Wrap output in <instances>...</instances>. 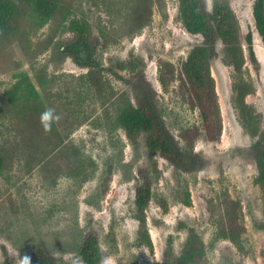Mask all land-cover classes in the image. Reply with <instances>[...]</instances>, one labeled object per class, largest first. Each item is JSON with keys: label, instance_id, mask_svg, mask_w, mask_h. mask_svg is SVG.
<instances>
[{"label": "rangeland", "instance_id": "374dc122", "mask_svg": "<svg viewBox=\"0 0 264 264\" xmlns=\"http://www.w3.org/2000/svg\"><path fill=\"white\" fill-rule=\"evenodd\" d=\"M204 1L211 9V0ZM58 2L52 18L23 5L18 28L0 32V154L10 149L13 156L0 167V264H20L25 256L35 264L33 249L41 240L58 264H87L79 255L87 234L98 239V264L104 257L110 264H170L168 256L183 250L191 227L204 241V264H264V187L255 182L254 148L264 132V42L254 23V0H230L240 22L244 75L252 83L244 96L248 109L233 99L232 68L218 40L210 65L219 135L197 137L196 168L159 153L151 160L144 135L132 141L119 122L128 100L139 106L149 95L180 144L184 129L201 128L199 110L179 80L160 81L163 62L179 70L189 50L202 42L185 28L180 0ZM141 14L148 17L139 27ZM73 18L90 23L104 67L102 89L63 50L74 38L67 28ZM249 33L256 64L248 52ZM48 109L59 119L45 131L40 116ZM146 179L153 188L146 209L152 249L138 243L135 209L136 188ZM222 193L238 205L244 224L235 241L218 230L219 207L212 204Z\"/></svg>", "mask_w": 264, "mask_h": 264}, {"label": "trees", "instance_id": "16d2710c", "mask_svg": "<svg viewBox=\"0 0 264 264\" xmlns=\"http://www.w3.org/2000/svg\"><path fill=\"white\" fill-rule=\"evenodd\" d=\"M211 4V9H208L204 0H180V18L185 28L191 33L200 34L202 42L189 50L179 70L172 63L163 62L160 71V81L163 85H168L175 79L179 80L180 89L188 102L199 110L201 128L192 126L184 129V143L180 144L165 128L149 95L144 96L139 106L128 100L119 115V122L132 141L144 135L151 160L159 153L178 166L196 168L200 163L195 153L197 137L202 132L206 139L217 140L218 120L221 115L210 61L217 53L218 40L223 44L224 61L232 68L233 99L239 101V106L244 112L248 109L244 96L252 90V83L244 75L247 67L240 38V22L230 0H211ZM23 5L35 6L48 18H52L60 9L58 0H0V32L11 33L18 28ZM147 17V14L139 15L136 25L140 27ZM253 17L255 27L264 42V0H254ZM65 18L66 15L62 21L66 20ZM67 28L73 32L74 38L63 46V50L72 56L78 65L88 68L90 82L102 89L105 82L102 74L104 67L97 58L96 46L91 42L90 23L85 18H73ZM247 44L249 56L256 64L257 56L251 33L247 36ZM254 148L257 165L255 182L264 187V132L254 144ZM12 160V151L5 149L0 154V167L7 166ZM152 196V183L146 179L136 188L135 209L140 223L138 243L150 249L153 248V241L147 227L146 209ZM216 198L212 205L219 207L218 230L223 237L235 241L245 231L244 224L239 220V207L224 193ZM184 202L191 204L189 192L186 193ZM79 255L87 264L99 263L101 249L96 235L85 236L79 248ZM33 259L35 264H58L56 257L42 240L34 245ZM168 261L170 264H204L205 244L195 228H189V236L183 250L178 255L168 256Z\"/></svg>", "mask_w": 264, "mask_h": 264}, {"label": "clouds", "instance_id": "9594fccd", "mask_svg": "<svg viewBox=\"0 0 264 264\" xmlns=\"http://www.w3.org/2000/svg\"><path fill=\"white\" fill-rule=\"evenodd\" d=\"M53 119H59L58 116H54L53 110L48 109L41 113L40 120L45 131H49L52 126ZM20 264H30L27 256L21 258ZM101 264H110V260L107 257L102 258Z\"/></svg>", "mask_w": 264, "mask_h": 264}]
</instances>
